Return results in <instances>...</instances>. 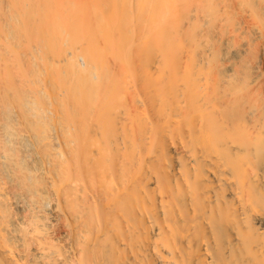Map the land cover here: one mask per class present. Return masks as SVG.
<instances>
[{
    "label": "bare ground",
    "instance_id": "bare-ground-1",
    "mask_svg": "<svg viewBox=\"0 0 264 264\" xmlns=\"http://www.w3.org/2000/svg\"><path fill=\"white\" fill-rule=\"evenodd\" d=\"M234 1L263 37L264 0ZM93 23L106 52H45L30 96L14 84L18 110L0 95V264H264L263 87L225 56L243 27L215 33L209 66V41L191 62L133 61Z\"/></svg>",
    "mask_w": 264,
    "mask_h": 264
},
{
    "label": "rangeland",
    "instance_id": "rangeland-1",
    "mask_svg": "<svg viewBox=\"0 0 264 264\" xmlns=\"http://www.w3.org/2000/svg\"><path fill=\"white\" fill-rule=\"evenodd\" d=\"M54 16L74 18L75 24L65 25L67 32H60L51 21ZM101 16L105 32L116 31L118 48L133 50V61L145 60L149 56L147 50H155L157 60L191 62L195 46L205 40L212 43H208L212 52L206 58L209 66L220 63L215 33L220 30L226 34L234 25H241L242 35L226 46L225 56L234 67V80H248L253 65L257 66V80L264 96V36L246 31L252 21L246 7L234 0H0V95L8 113L18 110L19 92L14 84H19L22 93L30 96L33 88L30 84L41 78L39 56L43 53L57 49L79 52L90 44L108 50L93 23L94 17L102 19ZM123 16L135 20L129 30L121 23ZM81 17L86 22L80 21ZM115 18L120 20L118 26H113ZM148 23L156 26L152 25L155 31L169 35L170 45L163 34L154 32L147 36ZM239 43L244 45L238 48ZM101 58L109 60L107 55ZM53 73L64 76L68 70L62 64L55 65Z\"/></svg>",
    "mask_w": 264,
    "mask_h": 264
}]
</instances>
